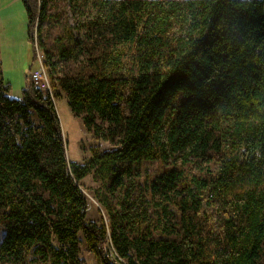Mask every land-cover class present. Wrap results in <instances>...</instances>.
<instances>
[{
    "label": "trees",
    "instance_id": "16d2710c",
    "mask_svg": "<svg viewBox=\"0 0 264 264\" xmlns=\"http://www.w3.org/2000/svg\"><path fill=\"white\" fill-rule=\"evenodd\" d=\"M22 3L34 64L57 16ZM96 6L54 61L40 38L51 92L29 74L12 98L0 72V264H264V0ZM61 94L112 150L69 161ZM145 162L162 172L141 182ZM93 170L116 197L100 223L80 183Z\"/></svg>",
    "mask_w": 264,
    "mask_h": 264
},
{
    "label": "rangeland",
    "instance_id": "374dc122",
    "mask_svg": "<svg viewBox=\"0 0 264 264\" xmlns=\"http://www.w3.org/2000/svg\"><path fill=\"white\" fill-rule=\"evenodd\" d=\"M99 1L48 0L47 13L57 18L54 22L43 23L40 38L45 42L53 61L57 57L55 37L67 24L75 28L93 18L97 8L96 4ZM28 26V17L22 0H0V72L5 82L10 85L9 95L16 99L22 97V90L28 81L27 75L30 74L31 69L37 67V61L33 64L35 54L33 44L28 38ZM40 38L38 44H40ZM40 52L43 53L42 49ZM61 66L65 72L74 71L71 64L62 63ZM56 108L65 134L70 162L86 164L93 157V149L104 152L115 147L86 130L82 119L71 112L63 94L57 100ZM139 170L140 173L137 170H134V173L140 176L138 179L141 182H144L146 178L153 180L157 174L162 172L159 162H145ZM110 181V176L105 171L96 173L93 170L80 182L89 200L87 217L89 221L100 223L102 219L106 220L105 211L98 199L104 200L110 197L111 202L115 204L116 197H112L107 189ZM4 236L5 229L0 228V244ZM83 257L88 264H97L92 254L84 253ZM34 264H51V262L38 261Z\"/></svg>",
    "mask_w": 264,
    "mask_h": 264
},
{
    "label": "built area",
    "instance_id": "2783aa9c",
    "mask_svg": "<svg viewBox=\"0 0 264 264\" xmlns=\"http://www.w3.org/2000/svg\"><path fill=\"white\" fill-rule=\"evenodd\" d=\"M36 57H37V67L30 72V76L35 86L39 89L51 92V81L47 69L44 65V56L41 54L37 41H36ZM113 254H116L113 249Z\"/></svg>",
    "mask_w": 264,
    "mask_h": 264
}]
</instances>
